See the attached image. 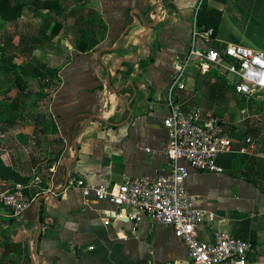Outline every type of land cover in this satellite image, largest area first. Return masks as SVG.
<instances>
[{
  "label": "crops",
  "instance_id": "crops-1",
  "mask_svg": "<svg viewBox=\"0 0 264 264\" xmlns=\"http://www.w3.org/2000/svg\"><path fill=\"white\" fill-rule=\"evenodd\" d=\"M11 1L23 5L20 17L10 21L16 32L6 36L12 37L11 57L25 54V64L56 74L51 85L28 77L30 100L8 115L16 120L0 134L10 143L0 145L2 161L33 184L21 219L0 216V258L10 264L187 262L189 248L173 228L144 219L133 230L127 218H116L110 201L85 198L81 188L67 183L73 177L86 187L117 191L128 180L169 172L163 126L168 89L177 64L188 57L204 0ZM206 3L222 12V20L210 44L198 39L199 50L223 51L234 43L264 52V0ZM32 37L43 45L22 53ZM35 57L40 66L31 62ZM229 77L235 86L234 75L214 67L205 73L196 61L176 99L186 110L202 108L216 116L197 104L214 86L226 93L221 81ZM30 79L38 81L34 92ZM13 90L7 104L19 92L15 84ZM228 120L221 119L226 127ZM228 129L234 152L219 160L224 173L192 172L187 180L194 206L216 216L198 225V236L213 243L218 232H227L251 241L255 253L248 264H264V132L232 135ZM13 145L15 151L6 149ZM13 184L0 178V192Z\"/></svg>",
  "mask_w": 264,
  "mask_h": 264
},
{
  "label": "built area",
  "instance_id": "built-area-1",
  "mask_svg": "<svg viewBox=\"0 0 264 264\" xmlns=\"http://www.w3.org/2000/svg\"><path fill=\"white\" fill-rule=\"evenodd\" d=\"M201 4L194 18L188 57L177 64L168 89L169 114L163 126L168 136L169 172L156 178L146 175L128 180L117 191L106 186L86 187L82 179L73 177L68 179L67 187L81 188L85 198L110 201L118 209L116 218H127L134 225L133 230L144 219L173 228L176 236L188 246L189 260L164 264H248L249 257L255 253L251 241L227 232H218L213 243L198 236V225L205 219L213 222L216 216L194 206L195 199L188 191L187 180L192 172L223 174L225 170L219 160L234 152V141L221 119L202 108L184 109L176 99V92L186 90L187 70L197 61L205 73L214 67L222 75H234L238 80L234 86L237 95L248 99L263 96L264 52L234 43L228 44L223 51L199 50V38L206 44L213 40L212 29L198 28ZM247 142L252 150L255 149L251 139ZM32 189L31 183H16L0 192V216L5 213L12 219H21L30 207L28 192ZM147 264L160 263L149 261Z\"/></svg>",
  "mask_w": 264,
  "mask_h": 264
},
{
  "label": "rangeland",
  "instance_id": "rangeland-1",
  "mask_svg": "<svg viewBox=\"0 0 264 264\" xmlns=\"http://www.w3.org/2000/svg\"><path fill=\"white\" fill-rule=\"evenodd\" d=\"M14 32H16L14 23L3 20L0 21V62L7 63L8 66L29 62L30 58H27L26 56H24V54L23 56L17 57L19 59L16 60V55L14 58L11 57V53L7 52L6 43L8 45V43L10 42L6 41V36H12ZM31 62L39 66L41 65V61L36 57L32 58ZM42 63H44V61ZM9 79L11 80L10 82H7L6 79H0V87H2L3 89V92L0 93V103H9L12 98L11 95H15L16 90H13V80L11 78ZM30 82V90L33 92L36 91L38 88V81H32V79H30ZM221 83L222 85H225L226 93H222L221 91L216 90L215 86L214 88H209L204 96L202 95L197 105L207 109L208 111L212 110L214 114L222 120L229 119L228 122H230V125L228 127L232 129V135H242V131L239 132V130H249L253 133H260L262 131L264 132V101L258 100V98L248 99L247 97H241L237 94L235 95V93L233 92L234 81L232 77L227 78L226 81L222 80ZM7 90H9V92ZM26 106H24L25 112H27ZM259 119L262 122H259ZM1 127L2 123H0V129ZM2 144L9 145L10 143L4 138H0V145ZM3 148L5 149V147ZM6 149L8 151L16 150L14 145L13 147L8 146L6 147ZM0 264H10V261L7 259V257L0 258Z\"/></svg>",
  "mask_w": 264,
  "mask_h": 264
},
{
  "label": "trees",
  "instance_id": "trees-1",
  "mask_svg": "<svg viewBox=\"0 0 264 264\" xmlns=\"http://www.w3.org/2000/svg\"><path fill=\"white\" fill-rule=\"evenodd\" d=\"M207 0H204L201 9L199 10L197 16V25L200 30L203 29H212L213 37L217 36L220 30V24L222 20V12L215 8H209ZM23 10V5L13 4L11 0H0V20L3 21H13L20 17ZM25 38H20L18 44L22 45L25 43ZM30 44H26V48L22 49V53L33 52L39 46H42L43 43L38 38H31ZM7 52L11 53V41L12 37H7ZM6 48V47H5ZM56 70L46 68L44 71L32 68L29 64H13L8 66L7 63L0 62V79L7 80L10 82L11 78L15 86L19 89L18 94L13 98L11 104H1L0 103V122H2V127L0 129V134L4 135L7 133L8 129L12 127L16 118L9 117L8 115L11 112L19 110L21 105H26L28 100H30V95L26 92L28 88V77L35 76L41 82H49V85L53 84ZM211 80V79H210ZM213 82H211V85ZM46 85V84H44ZM233 92L235 89L233 87ZM236 94V93H235ZM242 97V96H241ZM264 97V96H262ZM247 133V132H246ZM252 131H249L251 134ZM0 178L6 181H14L16 183L29 184V178L23 177L16 171H14L10 166H6L0 157Z\"/></svg>",
  "mask_w": 264,
  "mask_h": 264
},
{
  "label": "water",
  "instance_id": "water-1",
  "mask_svg": "<svg viewBox=\"0 0 264 264\" xmlns=\"http://www.w3.org/2000/svg\"><path fill=\"white\" fill-rule=\"evenodd\" d=\"M237 83H238V80H236L235 85H236ZM259 99L264 101V97H262V96L259 97Z\"/></svg>",
  "mask_w": 264,
  "mask_h": 264
}]
</instances>
